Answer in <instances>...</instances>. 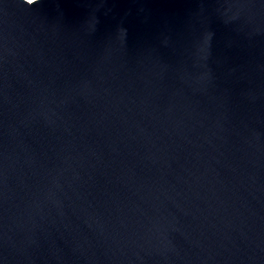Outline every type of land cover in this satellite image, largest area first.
Here are the masks:
<instances>
[{
	"label": "water",
	"instance_id": "obj_1",
	"mask_svg": "<svg viewBox=\"0 0 264 264\" xmlns=\"http://www.w3.org/2000/svg\"><path fill=\"white\" fill-rule=\"evenodd\" d=\"M0 264H264V0H0Z\"/></svg>",
	"mask_w": 264,
	"mask_h": 264
},
{
	"label": "snow or ice",
	"instance_id": "obj_2",
	"mask_svg": "<svg viewBox=\"0 0 264 264\" xmlns=\"http://www.w3.org/2000/svg\"><path fill=\"white\" fill-rule=\"evenodd\" d=\"M29 2L31 3V2H32V0H29Z\"/></svg>",
	"mask_w": 264,
	"mask_h": 264
}]
</instances>
